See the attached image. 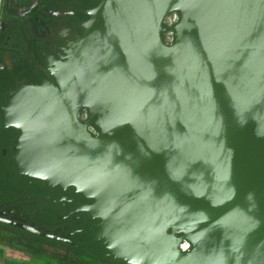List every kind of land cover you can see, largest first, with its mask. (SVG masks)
I'll return each instance as SVG.
<instances>
[{
    "label": "water",
    "instance_id": "water-1",
    "mask_svg": "<svg viewBox=\"0 0 264 264\" xmlns=\"http://www.w3.org/2000/svg\"><path fill=\"white\" fill-rule=\"evenodd\" d=\"M37 4L0 0V24L4 6L27 19ZM88 14L74 69L6 94L15 170L89 198L121 264H264V0H100Z\"/></svg>",
    "mask_w": 264,
    "mask_h": 264
},
{
    "label": "flooded vegetation",
    "instance_id": "flooded-vegetation-1",
    "mask_svg": "<svg viewBox=\"0 0 264 264\" xmlns=\"http://www.w3.org/2000/svg\"><path fill=\"white\" fill-rule=\"evenodd\" d=\"M91 3L99 4L100 0H69L59 11L46 10L45 15L55 16L57 20L54 24L42 21L41 29L30 21L29 12L27 19L20 18L27 20L32 39L27 45V54L38 62V73L32 76L23 71L24 77L20 75L19 79L34 85L46 81L56 85L66 72L74 69L76 44L83 37V24L90 19L88 11L94 8ZM28 9L20 12L17 7L13 11L12 6V11L17 13ZM6 14L4 6L0 31L9 28L5 22ZM56 30L59 34H55ZM15 63L16 59L7 54L5 62L0 63V69L6 66L12 69ZM8 92L0 100V252L4 251L0 254V262L16 264V255L29 261H42L43 264H47L50 258L57 264H78L79 259L90 263L112 260L98 236L100 221L87 210L92 204L89 198L77 195L71 186L48 187L42 180L15 170L12 159L19 130L4 123L1 111L7 106ZM14 238L22 247H14ZM28 245L39 248H24Z\"/></svg>",
    "mask_w": 264,
    "mask_h": 264
},
{
    "label": "trees",
    "instance_id": "trees-1",
    "mask_svg": "<svg viewBox=\"0 0 264 264\" xmlns=\"http://www.w3.org/2000/svg\"><path fill=\"white\" fill-rule=\"evenodd\" d=\"M36 1L38 4L31 9L28 16L30 21L41 29L42 21L47 20L50 24H54L57 20L55 16L45 15L46 10L59 11L69 0H62L58 3V0H18L19 6L23 8H30ZM96 7L98 4H92ZM17 7L13 9L16 11ZM11 19V20H10ZM5 22L8 23L9 28L4 31H0V63L5 62V56L11 54L16 59L14 68L10 69L6 66L4 69H0V100L4 99V94L16 87L19 76H23V71H27L29 75L35 76L38 73V62L33 60L32 56L27 54L28 43H31V35L29 34V28L27 22L18 17H11L6 14ZM33 51H31L32 53ZM24 77V76H23ZM14 247L20 246L18 239L12 240ZM24 248L35 249L39 248L34 245H28ZM78 264H121L114 260L108 261H94L90 263L87 260L79 259Z\"/></svg>",
    "mask_w": 264,
    "mask_h": 264
},
{
    "label": "rangeland",
    "instance_id": "rangeland-1",
    "mask_svg": "<svg viewBox=\"0 0 264 264\" xmlns=\"http://www.w3.org/2000/svg\"><path fill=\"white\" fill-rule=\"evenodd\" d=\"M23 10H24V8H22L21 10H18V11L21 12ZM170 22H171L170 18L167 17L166 20L164 21V32L162 33L163 40L167 44L168 43L169 44L174 43L175 40H176V37H177L176 30H175V34L176 35L174 36V34H172V31H171L172 29L169 28L170 27L169 26ZM55 34H59V31L56 30L55 31ZM78 117H79V119L81 121L86 122V121H88L91 118V112L88 109H81L79 111ZM2 252H4V251H1L0 254ZM15 259H16V262H15L16 264H43L42 261H38V260H36V261H33V260L29 261L28 259H22V256L20 257V256H17V255L15 256ZM23 260H25V261H23ZM0 264H3V263L0 262ZM4 264H7V263H4ZM47 264H57V263L55 262V260L53 258H50V259H47Z\"/></svg>",
    "mask_w": 264,
    "mask_h": 264
},
{
    "label": "built area",
    "instance_id": "built-area-1",
    "mask_svg": "<svg viewBox=\"0 0 264 264\" xmlns=\"http://www.w3.org/2000/svg\"><path fill=\"white\" fill-rule=\"evenodd\" d=\"M167 17L170 18V20H171V22L169 24V26H170L169 28L172 29L171 30L172 34H174V36H175L176 35L175 34V30H176L177 24L180 21V16H179V14L177 12H173V13L169 14ZM166 18L164 19V21L166 20ZM165 44H167V43L165 42ZM172 44L173 43H171V44L168 43L167 45H172ZM90 131L95 136H97L99 134V131L96 128H94V127H90ZM179 248L183 252H190L191 248H192V245L189 242L187 243V241H183L182 243H180Z\"/></svg>",
    "mask_w": 264,
    "mask_h": 264
},
{
    "label": "crops",
    "instance_id": "crops-1",
    "mask_svg": "<svg viewBox=\"0 0 264 264\" xmlns=\"http://www.w3.org/2000/svg\"><path fill=\"white\" fill-rule=\"evenodd\" d=\"M16 3H17V4H16ZM15 7H18L19 10L22 9V8L19 6V2H18V0H13V9H14ZM26 21H27V20H26Z\"/></svg>",
    "mask_w": 264,
    "mask_h": 264
},
{
    "label": "bare ground",
    "instance_id": "bare-ground-1",
    "mask_svg": "<svg viewBox=\"0 0 264 264\" xmlns=\"http://www.w3.org/2000/svg\"><path fill=\"white\" fill-rule=\"evenodd\" d=\"M188 243V242H187Z\"/></svg>",
    "mask_w": 264,
    "mask_h": 264
}]
</instances>
